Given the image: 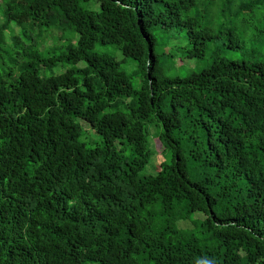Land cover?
<instances>
[{"label":"trees","instance_id":"16d2710c","mask_svg":"<svg viewBox=\"0 0 264 264\" xmlns=\"http://www.w3.org/2000/svg\"><path fill=\"white\" fill-rule=\"evenodd\" d=\"M226 1L0 0V264H264V62L224 54L262 0Z\"/></svg>","mask_w":264,"mask_h":264},{"label":"rangeland","instance_id":"374dc122","mask_svg":"<svg viewBox=\"0 0 264 264\" xmlns=\"http://www.w3.org/2000/svg\"><path fill=\"white\" fill-rule=\"evenodd\" d=\"M215 8L221 9L222 6H224V3L226 4V0H216ZM239 6V4H236L235 7ZM254 18L252 19L254 23L250 21L248 17H246V14L243 16H236V15H227V18H225L228 22V27L237 29L239 32L244 34V41H245V48L242 49H225V56L228 59H249L251 56L255 60H261L264 62V36H258V31H261L264 29V0L260 4H258L257 8L254 10ZM0 17V21H1ZM244 19H247V21H244ZM232 25V26H231ZM185 32L181 31L180 33L173 34L170 36H167L164 40L158 38L160 40L159 46L157 48V52L159 55L162 53L169 54V55H175V51L179 47H184L187 43V39L185 37ZM52 40H47L44 47H50L52 46ZM96 49L99 52H113V47L110 45H99L96 47ZM118 59L124 60V57L122 56L121 52L118 51L116 53ZM177 57L172 65L174 66V71L170 74L173 75H180L185 76L186 73L189 72L190 69L196 68L193 63V61L186 60L185 64L181 65V55L178 53L175 55ZM194 65V66H193ZM121 69L124 70L129 74L131 77V83L133 85V88L135 90H139L142 86V78L137 73L138 67L137 64L133 59H126L121 64ZM121 108V107H120ZM119 108V109H120ZM121 110H126V108H121ZM110 111V110H109ZM84 128V132L80 136V141L85 143L87 146L94 147L97 144H101V136L98 135L93 129H91L88 124L83 121L79 120ZM147 130L150 133L149 140L152 141L154 151L159 149L160 147L157 146V143L155 140H153V137L155 135V129L153 126H149ZM164 157L157 153V155H154V158L152 160L151 165L148 167L147 172L148 174H155L158 171L159 166L163 163ZM180 227H191L190 224L186 223H179Z\"/></svg>","mask_w":264,"mask_h":264}]
</instances>
